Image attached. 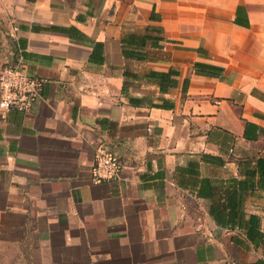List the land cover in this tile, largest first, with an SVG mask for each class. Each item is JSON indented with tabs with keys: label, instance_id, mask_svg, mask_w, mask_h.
Masks as SVG:
<instances>
[{
	"label": "crops",
	"instance_id": "0c3cea01",
	"mask_svg": "<svg viewBox=\"0 0 264 264\" xmlns=\"http://www.w3.org/2000/svg\"><path fill=\"white\" fill-rule=\"evenodd\" d=\"M2 65L42 89L0 110V264H264L211 215L264 230V0H0Z\"/></svg>",
	"mask_w": 264,
	"mask_h": 264
},
{
	"label": "built area",
	"instance_id": "2783aa9c",
	"mask_svg": "<svg viewBox=\"0 0 264 264\" xmlns=\"http://www.w3.org/2000/svg\"><path fill=\"white\" fill-rule=\"evenodd\" d=\"M42 80L23 72L18 65L0 66V110L6 117L12 109L25 110L41 96ZM122 164L118 157L99 145L95 154L93 176L96 181L120 176Z\"/></svg>",
	"mask_w": 264,
	"mask_h": 264
},
{
	"label": "trees",
	"instance_id": "16d2710c",
	"mask_svg": "<svg viewBox=\"0 0 264 264\" xmlns=\"http://www.w3.org/2000/svg\"><path fill=\"white\" fill-rule=\"evenodd\" d=\"M196 67L205 74H215L222 70L219 67L204 63H197ZM254 162L255 164L247 171V174L251 179L250 185H255L253 179L255 176H258V186L260 189L264 190V155L256 158ZM237 204V200L232 198L229 203L231 206V213L226 212V209L223 208L212 210L211 215L219 225H227L230 226V228L238 225L245 231L246 239L250 243L258 245L259 242L261 243V241H264V230H262L261 218L258 215L251 214L248 219H246L243 213L236 212L235 207Z\"/></svg>",
	"mask_w": 264,
	"mask_h": 264
}]
</instances>
